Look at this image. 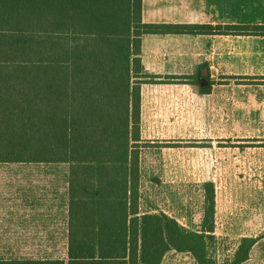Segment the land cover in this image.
<instances>
[{
  "label": "trees",
  "instance_id": "1",
  "mask_svg": "<svg viewBox=\"0 0 264 264\" xmlns=\"http://www.w3.org/2000/svg\"><path fill=\"white\" fill-rule=\"evenodd\" d=\"M141 11L142 0H0V164L68 167L65 264H161L170 251L208 264L211 183L196 227L140 211V88L159 79L143 74L141 39L264 37V25H152ZM254 243L242 239L232 264Z\"/></svg>",
  "mask_w": 264,
  "mask_h": 264
},
{
  "label": "rangeland",
  "instance_id": "2",
  "mask_svg": "<svg viewBox=\"0 0 264 264\" xmlns=\"http://www.w3.org/2000/svg\"><path fill=\"white\" fill-rule=\"evenodd\" d=\"M250 41L229 39V72L202 67L184 78L199 93L213 95L164 120L173 123V138L137 144L141 212H163L183 229L196 227L203 215V181H213L208 264H232L244 238L255 243L241 264H264V71L258 70L263 47ZM67 170L0 164V263H66Z\"/></svg>",
  "mask_w": 264,
  "mask_h": 264
},
{
  "label": "crops",
  "instance_id": "3",
  "mask_svg": "<svg viewBox=\"0 0 264 264\" xmlns=\"http://www.w3.org/2000/svg\"><path fill=\"white\" fill-rule=\"evenodd\" d=\"M229 7L235 10L229 12ZM141 20L144 24L188 27L261 26L264 25V0H142ZM230 38L249 43L253 42L250 40H258L263 47L258 52V70L264 71V37L222 36L212 33L142 37L140 61L143 74L159 79L156 83L142 84L140 88L139 142L166 136L168 139L173 138V123L170 125L165 121L174 120L175 109H179L180 112L177 113L184 115L189 112V106L186 105L197 104L199 100L208 101L206 98L212 97L213 92L199 93L194 84L185 83L184 78H190L202 67L229 72V59L225 56L229 55ZM142 96L145 97L143 102ZM177 254L182 256L169 259L167 255L161 264H195L193 256H183L188 253ZM250 258L249 255L246 261Z\"/></svg>",
  "mask_w": 264,
  "mask_h": 264
}]
</instances>
